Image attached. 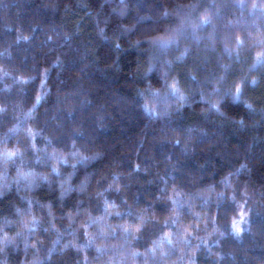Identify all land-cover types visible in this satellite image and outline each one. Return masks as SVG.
Here are the masks:
<instances>
[{"label": "trees", "instance_id": "obj_1", "mask_svg": "<svg viewBox=\"0 0 264 264\" xmlns=\"http://www.w3.org/2000/svg\"><path fill=\"white\" fill-rule=\"evenodd\" d=\"M0 264H264V0H0Z\"/></svg>", "mask_w": 264, "mask_h": 264}, {"label": "snow or ice", "instance_id": "obj_2", "mask_svg": "<svg viewBox=\"0 0 264 264\" xmlns=\"http://www.w3.org/2000/svg\"><path fill=\"white\" fill-rule=\"evenodd\" d=\"M172 42H174V41H166V42H164L165 44H169V43H172ZM173 88H175V85H173ZM237 92L239 93V89H237ZM234 227H235V225H234ZM237 231H238V229H237Z\"/></svg>", "mask_w": 264, "mask_h": 264}]
</instances>
